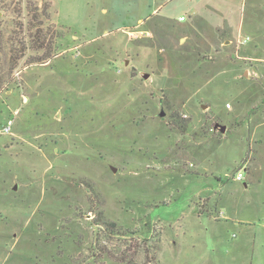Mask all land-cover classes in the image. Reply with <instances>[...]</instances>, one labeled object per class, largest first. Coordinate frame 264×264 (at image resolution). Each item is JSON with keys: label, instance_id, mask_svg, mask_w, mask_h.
Returning <instances> with one entry per match:
<instances>
[{"label": "rangeland", "instance_id": "rangeland-1", "mask_svg": "<svg viewBox=\"0 0 264 264\" xmlns=\"http://www.w3.org/2000/svg\"><path fill=\"white\" fill-rule=\"evenodd\" d=\"M165 1L15 0L0 13L6 72L19 57L0 91V264H234L245 226L264 264V0L200 15L201 0H168L152 15ZM180 15L209 47L200 65L176 54L185 34L157 33V17ZM37 30L44 49L27 47ZM143 37L168 45L169 69Z\"/></svg>", "mask_w": 264, "mask_h": 264}, {"label": "trees", "instance_id": "trees-1", "mask_svg": "<svg viewBox=\"0 0 264 264\" xmlns=\"http://www.w3.org/2000/svg\"><path fill=\"white\" fill-rule=\"evenodd\" d=\"M13 4H15V0H12V1L0 0V13L4 14V13H7L9 10L13 9ZM221 4L227 5V3L224 0H201L196 5V11L200 15L201 12H203L204 10H206V9L211 10L213 7H218ZM46 8H47V6H45V10H46ZM36 11H38V8L36 9ZM43 15L45 18L48 19L47 14L46 15L43 14ZM206 18L203 17V18L199 19L198 16H195L193 23H195L194 25L198 26V24H200V21L202 19L211 20L210 16H207ZM39 20H40L39 15H36L33 17L34 23H38ZM155 23L157 24V27H158L157 33L160 35H169L170 34L176 39H177V37L181 38V35H180L181 33H183L187 36L186 41L180 46L181 48H179L176 51V54L178 57L185 58V59L187 58L188 60H190V58L187 56L189 54H191L192 58L194 59L196 64L200 65L201 63H203V60L206 59L204 57H205V55H207V53L204 50L209 51V47L201 41L200 35L196 31V28L192 27L191 25L187 26V24H185L187 26L186 27V26H184L183 23L179 22V20H170L167 18H160V17H157V21ZM2 27H3V21L0 20V37H2L1 45H0V53L1 54L3 51L2 47L3 46L5 47V43L7 44V42H5V40H4V36H3L2 31H1ZM33 27H36V25H34ZM186 28H188V29H186ZM31 32H32V28H31ZM222 34H223L224 38H226V39L231 38V30L230 29L222 32ZM190 35L194 36L191 40H190ZM47 36H48V34L44 30H37L35 34L31 33L33 46H30L29 44L27 46V44H25L24 41H22V44L20 42H18V44H19V47L21 45H23L24 47H26V46L29 48L33 47L36 50H38L39 48L44 49L45 46L50 45V44H47V42H46ZM180 38H178L177 40H180ZM16 41H18V40H16ZM139 41L142 43V45H145L147 47L149 46L151 48L153 47L154 49H157V51L154 50V51H156V53H158V54H155L156 55V59H155L156 64L158 61L159 66L162 69H165V68L169 69L170 66L168 64H166L165 66H163V65L161 66V63L165 62L166 60L167 61L170 60L168 55H167L169 53L168 45L167 46H165V45L161 46L159 43L153 44V42H154L153 38L143 37V38H140ZM146 41L151 42L152 45L146 44L145 43ZM202 43L205 44L203 47V50H201L200 47L197 48V46L202 44ZM14 52H15V50L13 48L10 52H8L10 55V61L8 60L10 68L8 69V72H6V69H5V66H6L5 62L7 61V59L6 60L4 59V61H3V59L0 57V91L3 88L4 84H6L9 81V79H10V77H11V75H12V73L16 67V63H17V60L19 57ZM46 53L47 54H45V56H42L41 58H38V59H34L33 62H31L30 64L31 65H33V64H44L48 60H51V56H50L51 52L49 51ZM21 54H23V52ZM139 54L140 53H137V55H139ZM157 55H158V59H157ZM151 73L152 74L157 73V75L159 74L158 72H153V71ZM114 226H115V224L110 223L107 225V228L108 229H109V227L113 228Z\"/></svg>", "mask_w": 264, "mask_h": 264}, {"label": "crops", "instance_id": "crops-1", "mask_svg": "<svg viewBox=\"0 0 264 264\" xmlns=\"http://www.w3.org/2000/svg\"><path fill=\"white\" fill-rule=\"evenodd\" d=\"M188 1H189L190 4H192V6H194V3H193V2H195L194 0H188ZM224 1H227L228 3L233 4V5L236 4V2L234 0H224ZM165 2L166 3H161V5H159L157 7V9H155L153 11L152 15L153 14L163 15V14H161V10L160 9L162 8L163 5L168 3V0L165 1ZM163 16H166V15H163ZM182 16H185V15H180L179 17H177V16H168V17L178 18L179 19ZM130 32H131V35L132 34L134 35V33L135 34L137 33V31H129V33ZM137 34L142 35V36H149L151 34V31H150V29H149V27L147 25L146 29L144 31H141L140 33H137ZM155 80H156L155 78L154 79L152 78V83L155 84L156 86L162 84V82H163V81H161V82H159V84H157V81H155ZM225 211H226V207H223V209L221 208L222 216L226 219L227 217L225 215L226 214ZM244 234H245V244L248 247V251L246 253H244V256H242L240 253L237 252V251L241 250L240 246L234 247L233 250L236 253H234L233 256L230 257L234 264H236V260L235 259H238V256H236L237 254L240 255L239 256V260H238V262H240V264H253V256H252L251 252L253 251L254 244L257 241L258 237H259V232L256 233V231H254L251 226H245ZM241 259H243V261H240Z\"/></svg>", "mask_w": 264, "mask_h": 264}, {"label": "water", "instance_id": "water-1", "mask_svg": "<svg viewBox=\"0 0 264 264\" xmlns=\"http://www.w3.org/2000/svg\"><path fill=\"white\" fill-rule=\"evenodd\" d=\"M245 75H246V76L248 75L247 72H246ZM149 77H150L149 74H146V75H145V78H149ZM159 116H160L161 118L165 117V116H166V112L162 109V111H161V113L159 114ZM215 129H220L222 133H225L226 130H227V127H226V126H223V125H220V124H216ZM15 189H17V187H16Z\"/></svg>", "mask_w": 264, "mask_h": 264}, {"label": "built area", "instance_id": "built-area-1", "mask_svg": "<svg viewBox=\"0 0 264 264\" xmlns=\"http://www.w3.org/2000/svg\"><path fill=\"white\" fill-rule=\"evenodd\" d=\"M186 20V16H182L181 18H179V21L183 22ZM249 40V38H247V40H245L244 42L246 43ZM7 132H9V128L6 130ZM244 179V174L242 171H240L237 175H236V180L238 181H242Z\"/></svg>", "mask_w": 264, "mask_h": 264}]
</instances>
